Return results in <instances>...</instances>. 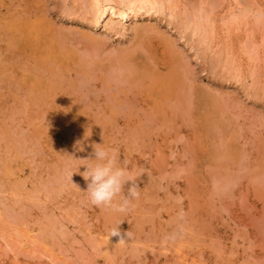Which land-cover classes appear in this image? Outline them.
I'll list each match as a JSON object with an SVG mask.
<instances>
[{"label": "rangeland", "instance_id": "1", "mask_svg": "<svg viewBox=\"0 0 264 264\" xmlns=\"http://www.w3.org/2000/svg\"><path fill=\"white\" fill-rule=\"evenodd\" d=\"M159 1L0 0V264H264V0ZM97 144L128 213L84 192Z\"/></svg>", "mask_w": 264, "mask_h": 264}, {"label": "clouds", "instance_id": "2", "mask_svg": "<svg viewBox=\"0 0 264 264\" xmlns=\"http://www.w3.org/2000/svg\"><path fill=\"white\" fill-rule=\"evenodd\" d=\"M92 163L86 165V171L81 173L87 182L88 200L92 206L103 209H111L118 213H128L134 209V201L138 200L141 189L135 183L138 177L133 176L128 163L120 160V156L101 144L94 145V159H88ZM129 185L125 194V185ZM121 220L109 230L110 237H119L117 244L126 243L131 238V232L121 234ZM176 235L165 237L166 242H174Z\"/></svg>", "mask_w": 264, "mask_h": 264}, {"label": "bare ground", "instance_id": "3", "mask_svg": "<svg viewBox=\"0 0 264 264\" xmlns=\"http://www.w3.org/2000/svg\"><path fill=\"white\" fill-rule=\"evenodd\" d=\"M161 4L162 3L160 1L157 2V0H92L93 24L91 25L97 28L102 19L105 21L104 18L114 20L116 17L120 22L128 17L131 18V15H137V13L141 10L143 11V9L148 12L151 10L154 11V9L157 10V8L160 7L159 10L163 12V5ZM102 26L106 27V24L103 23Z\"/></svg>", "mask_w": 264, "mask_h": 264}]
</instances>
